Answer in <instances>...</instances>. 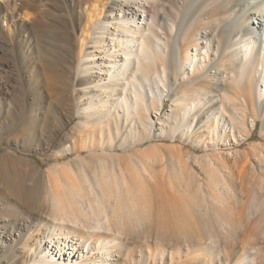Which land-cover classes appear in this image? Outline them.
<instances>
[{
	"label": "rangeland",
	"instance_id": "rangeland-1",
	"mask_svg": "<svg viewBox=\"0 0 264 264\" xmlns=\"http://www.w3.org/2000/svg\"><path fill=\"white\" fill-rule=\"evenodd\" d=\"M147 1L155 4L158 0ZM251 1L257 0H247V3L243 2L244 6ZM180 2L178 6L176 0H162L175 9L179 7V12L183 0ZM235 3L230 0L226 5L232 9ZM85 4L79 0H0V49L3 48L0 52V233H6L1 239L0 264L37 261V254L46 247L45 237L56 236L55 229L60 227L54 224L53 198L70 201L69 206L76 210L75 205L86 198L76 174L93 176L97 168L104 174L102 182L106 190L112 186L114 195L118 196L117 210L111 211L109 202L105 205L109 217L112 216L110 222H113L114 230H120L119 236L112 235L120 239L115 247H107L109 264H189L191 256H199L201 261L204 240L197 241L196 235L205 230L203 220L210 218L208 203L212 201L215 183V195L221 193L238 202L246 197L259 198L263 193L264 119L260 113L264 102V60L260 59L261 64L255 65L254 59L246 57L240 65L251 78L256 116L240 94L234 102L223 99V93L232 95L233 92L230 78L237 70L232 67L231 60L226 62L230 75H221V70L219 74L215 73L221 88H214L216 92L208 96L215 97L216 101L206 108L207 121H200L203 114L198 109L202 106L182 118L183 106H193L194 98L186 95L185 99L180 94H172L165 101L161 99L159 111H154V101L151 102V95H148L145 97L150 106L148 110L139 112L141 117L136 115L137 112L130 116L125 110L126 105L119 106L116 100L128 94L126 79L104 81L108 84L106 93L96 90L91 83L98 76V69L105 70L103 67L108 64L104 53L113 48L110 45L112 36L116 38L126 33L130 38L127 32L112 27L103 45L84 46L86 52L96 55L97 62H91L93 66L85 78L87 82L78 74L82 66L77 56L69 57L62 50L65 45L61 40L64 18L68 21V14L72 12L76 21L80 15L84 16L83 26L87 15ZM116 14L121 15V12L117 9ZM35 17L40 21L44 19L41 22L50 26L46 43L35 36ZM240 20L241 17L234 16L233 23L223 25L209 37L215 39L211 44L225 49L222 51L225 55L236 39L231 37V32ZM150 23L147 18V22L139 23V26L161 46L153 48V53H161L166 38L159 23L153 28L155 37L147 31ZM68 30L71 31L69 26ZM79 33L80 30L76 32ZM137 60L131 59L129 68L139 78L135 86L141 77L146 78L144 90L148 94L150 90L160 93L162 82H165V76L160 74L162 63L159 67L148 61L150 68L137 72ZM116 61L122 64L120 54H116ZM54 68L66 70L65 75L58 76L60 81L55 77ZM188 69L192 68L188 66ZM214 72L215 69H211V74ZM61 81L66 83L63 90ZM106 100L114 106L107 109ZM99 103L103 108H98ZM258 104H261L259 109ZM234 109L244 110V122L238 119ZM75 144L80 147L78 154L71 151ZM48 174L54 178L51 187L46 183ZM59 176L63 177L65 186L55 181ZM86 176L82 180H86ZM107 176L113 179L108 186L104 182ZM117 180L124 183L121 191L116 188ZM37 200L43 205L38 201L37 207L34 206ZM110 202L115 205L114 200ZM126 206L130 213L124 212ZM254 209L250 210L251 218L259 215ZM229 210V206L225 209L217 206L213 213L226 218L232 213ZM259 219L255 223H259ZM174 236L180 240L189 236L191 242L172 244ZM263 236L264 232L260 237ZM92 239L86 235L87 244L91 245L89 258L96 259L98 264H107L96 249L99 241ZM161 249L166 251L162 256ZM184 258L188 259L185 261ZM211 258L209 254L201 264H212ZM213 262L220 263L217 257Z\"/></svg>",
	"mask_w": 264,
	"mask_h": 264
},
{
	"label": "bare ground",
	"instance_id": "bare-ground-1",
	"mask_svg": "<svg viewBox=\"0 0 264 264\" xmlns=\"http://www.w3.org/2000/svg\"><path fill=\"white\" fill-rule=\"evenodd\" d=\"M79 1L81 4L87 3L85 24L82 26L84 16L82 17L80 15L78 21H76L73 12L68 14L70 17L69 20L67 19L68 21L65 22L64 18L63 38L61 40L64 41L65 45L62 47V50L69 57L77 56L78 62L82 66L78 74L82 79H85L91 72V65L97 62L96 55H90L89 52H86L84 46L86 44L94 46L103 45L105 37L111 34L112 27L122 29L121 31L123 33L127 32L130 38H128L126 33L124 35L120 34L119 37L117 35L116 38L112 36L113 43L111 42L112 44L110 45L113 48L108 49L104 53V59L109 60L108 64L103 67L105 70L98 69L100 72L91 83L94 84L96 90L106 93L109 90L108 84L104 83V81H111L113 78L126 79L128 94L126 93V96L122 98L117 97L116 100L119 101V106H122V103L126 105L125 110L130 116H133V113L137 112L136 115H140L141 117V112L148 110L150 106L145 102V97L148 95H151V102L154 101L152 103L155 105L154 111H159V107L162 106L161 99L165 101V98L170 97L172 94H180L182 98H185L186 95L194 98L191 102L193 106L189 107L184 104L182 118H187L189 113L193 112L196 107L199 108L202 106V109H198L203 114V118L200 121H207L206 108L209 105H214L216 101L215 97L209 98L208 96L210 93L216 92L214 88H221L220 80L215 73L219 74V70H221V75L223 74L226 77L230 75V69L226 66L228 60L232 61V67L237 72L233 75L234 77L232 76L230 78L232 82L230 88L233 89L232 95L225 92L223 93V99L225 98L227 102H234L240 94L246 105L251 108L253 114L255 116L257 115L255 102L251 98V92L253 91L251 78L249 79L240 65L242 59L246 57L249 60L254 59L255 65L261 64L260 59L264 60V0L248 2L246 7L243 2L247 3V0H234L236 1L235 6L237 8L234 6L232 9L226 5L230 0H183L182 10L180 12L179 7L175 9L170 3H162V0L156 1L155 4L147 0H110V2H108L109 0H95L93 3L91 0ZM176 4L180 6V0H176ZM117 9L121 12V15L116 14L115 16L114 12ZM234 16L241 17V20L231 32V37H236V39L230 45L229 52L225 55L222 52L225 49L211 44V41H215V39L212 40L209 37L214 31L218 32L219 28L223 25L233 23ZM147 18L151 20L147 31H151L153 34V28L159 23L161 33L166 38L161 53H153V48L156 49L161 46L155 44L153 39L139 26V23L147 22ZM39 19L37 18L36 20L35 17V32L37 33L35 36H38L37 38L40 41L46 43L51 33L48 29L50 26L48 23L41 22L44 19L41 18V21ZM95 22L97 23L95 24ZM53 24H55L54 21ZM32 26L34 25L32 24ZM68 26L71 28V31L68 30ZM78 30H80L79 35L76 34ZM213 47H215L214 51H211ZM0 52H3V48L0 49ZM116 54H120V62L122 64L117 63ZM221 55L222 57H220ZM134 58L138 59V64L136 63L137 67L135 66L137 68L135 69L138 70L137 72L147 71L151 63L154 66H159V63H162L160 74L165 76V82H162L163 90L160 93L156 94L153 90H150L148 94L144 90L143 81H147L146 78L141 77L139 84L137 87L135 86V81L138 82L139 78L137 77V73L133 72L134 74H132L129 69L131 59ZM148 61H151V63H148ZM188 66L192 69H188ZM211 69H215L214 74H211ZM53 71L57 81H60L58 76L65 75L66 70L63 68H54ZM211 80L213 83H211ZM85 81L87 82L88 79H85ZM60 83H62L61 88L63 90L66 83L64 84L62 81ZM114 87L118 89L116 84H114ZM105 103L107 109L114 106L108 100ZM260 105L258 104V109ZM62 106L64 107L65 105ZM98 108H103L100 103ZM221 109L223 108L221 107ZM234 111L238 119L244 122V110L234 109ZM139 112L141 114H138ZM95 113L96 111L94 109ZM260 116L264 119V102ZM71 120H73L72 117ZM97 124L99 125V123ZM73 137L75 139V136ZM79 150L80 147L75 144L71 151L77 152L78 154ZM0 171H2L1 168ZM84 176L86 175L82 173L76 174V178L79 180L78 184L83 186L82 190L86 196L85 199L75 205L76 210L73 211L71 209L72 205L69 206L71 204L70 201L53 198L51 209L54 213V224L60 227L55 229L56 236L50 235L45 237L46 241L44 246L46 247L37 254V261H31L32 264H98L96 259L89 258L88 254L91 245L87 244L86 235L88 234L90 239L94 238L99 241L96 249L100 251V258L105 259L107 264H109L107 247H115V243L119 238L116 239L112 235L119 236L120 230L117 228L114 230L113 222H110L112 216L109 217V214L105 210V205L109 202L110 210H117L116 202L118 201V196L114 195L112 186L109 187L111 190H106L104 187L102 180L105 177L104 174H101V169H95L93 176H86V180H82ZM53 181L54 178L48 174L46 183L49 187L52 186ZM55 181L65 186L63 177L59 176ZM104 182L108 186V184L113 183V179L111 176H107V180ZM115 185L118 191H121L124 183L117 180ZM205 189L207 191L209 190L207 187ZM213 191L211 196L212 201L208 203L210 218L203 220L205 230H200L196 235L197 241L204 240V243L202 242L204 245L202 244L203 247L200 250V257H202L200 259L202 260H199V256L197 258L191 256V259H189L191 262L188 263L199 264L200 261L201 264L203 259L211 254L212 264H264V236L262 238L260 237L264 232V189L259 198L251 199L246 197L240 202L237 199H232L221 193L215 195L217 183H215ZM76 193L77 195L79 194L78 189ZM71 199L75 201V196H72ZM111 200L115 201V205L111 204ZM38 201H40L38 204L42 206L43 202L41 200H37L34 206L37 207ZM217 206L223 209L229 206L231 209L229 211L232 212L231 215L229 214V217L226 218L221 214V216H217V214L213 213V209ZM127 208V206L123 208L124 212L130 213L131 211ZM252 208H255L254 211L259 212V215L262 216L261 219L258 218L259 215L251 218L249 214ZM34 212L37 211L34 210ZM258 219L260 222L255 223ZM5 234V232L0 233V247L3 246L1 239L6 236ZM171 239L173 240L172 244L174 243L175 245L180 243L190 244L189 242H191V237L189 236H186L182 240L176 236ZM207 241L209 242L207 243ZM242 245L245 246L242 247ZM234 250L236 252H233ZM252 250H254L253 253H251ZM165 253L166 251L164 249L160 250V256ZM154 256L156 257V255ZM215 257L218 258L220 263L213 262ZM177 264L182 263L179 262Z\"/></svg>",
	"mask_w": 264,
	"mask_h": 264
}]
</instances>
